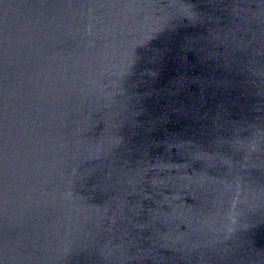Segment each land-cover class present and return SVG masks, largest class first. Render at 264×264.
I'll list each match as a JSON object with an SVG mask.
<instances>
[{
  "label": "water",
  "instance_id": "water-1",
  "mask_svg": "<svg viewBox=\"0 0 264 264\" xmlns=\"http://www.w3.org/2000/svg\"><path fill=\"white\" fill-rule=\"evenodd\" d=\"M0 264H264V0H0Z\"/></svg>",
  "mask_w": 264,
  "mask_h": 264
}]
</instances>
